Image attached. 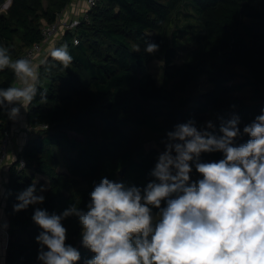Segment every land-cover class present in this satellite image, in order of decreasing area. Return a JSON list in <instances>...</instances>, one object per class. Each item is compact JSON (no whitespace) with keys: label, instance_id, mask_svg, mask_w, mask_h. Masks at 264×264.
Returning a JSON list of instances; mask_svg holds the SVG:
<instances>
[{"label":"trees","instance_id":"1","mask_svg":"<svg viewBox=\"0 0 264 264\" xmlns=\"http://www.w3.org/2000/svg\"><path fill=\"white\" fill-rule=\"evenodd\" d=\"M6 1L0 0V8ZM72 2L12 0L0 10V46L13 60L21 58ZM190 4L199 9L203 28L198 50L178 64L179 35L172 28ZM85 14L73 16L79 24L55 46L67 44L73 57L68 68L52 60V48L39 68L38 92L27 113L32 131L21 153L26 166L18 170V162L13 163L6 183L11 193L4 201L6 264H40L35 238L42 229L32 220L35 208L60 214L76 203L86 210L94 183L104 177L143 189L154 179L150 172L161 152L150 143L166 140L180 111L183 123L193 119L200 128L212 121L219 134V117L238 115L243 133L264 109V0H97ZM147 42L159 45L158 51L145 52ZM158 55L164 60L163 83L151 67ZM203 79L209 84L205 90L200 89ZM14 81L11 69L0 71V88ZM42 91L46 103H40ZM10 123L0 110V144ZM248 139L241 135L234 144ZM64 146L73 154L60 157L57 150ZM222 158L221 152L202 153L200 161ZM192 169L191 180L201 179L194 164ZM33 183L44 203L14 212L17 194ZM158 211L153 208V215ZM62 223L66 244L80 252L76 264H85L94 254L82 245L78 218Z\"/></svg>","mask_w":264,"mask_h":264},{"label":"clouds","instance_id":"2","mask_svg":"<svg viewBox=\"0 0 264 264\" xmlns=\"http://www.w3.org/2000/svg\"><path fill=\"white\" fill-rule=\"evenodd\" d=\"M159 45L147 42L152 54ZM136 51L140 48L137 46ZM64 68L73 62L67 44L50 50ZM47 60H13L0 46V71L11 69L15 81L0 88V110L15 121L38 92L39 68ZM40 103H46L42 91ZM219 134L212 121L198 128L195 120L166 133L165 147L141 189L104 177L94 183L86 210L76 203L62 213L35 208L33 222L42 229L35 238L40 264H76L80 252L66 244L62 221L75 216L83 247L94 255L85 264H264V109L243 128L240 117H219ZM241 135L247 142L235 146ZM223 153L218 161L201 162L202 153ZM202 177L192 181V165ZM39 191H46L41 186ZM11 195L0 183V236L8 227L2 201ZM14 212L44 203L36 184L16 196ZM162 201L166 202L161 207ZM158 209L156 216L152 209ZM5 253L0 249V264Z\"/></svg>","mask_w":264,"mask_h":264},{"label":"rangeland","instance_id":"3","mask_svg":"<svg viewBox=\"0 0 264 264\" xmlns=\"http://www.w3.org/2000/svg\"><path fill=\"white\" fill-rule=\"evenodd\" d=\"M6 8H7L6 6H2L0 10H4ZM198 11L199 9L197 10V7L190 4L184 7L180 11V13L177 14L176 16V20L173 24L172 32H174L176 35H179L178 41L176 43V45L178 46L177 48H179V56L177 59L178 64L182 63V61L185 59L189 61L191 59V55L198 50L199 45H198L197 37L203 28L201 23V17ZM61 41H62V37H59L58 39L55 40V44ZM151 67L158 83H163L164 60L162 56L159 55L156 56V58L151 64ZM207 88H209V84H207L205 79H203L202 87L200 89L205 90ZM150 146L159 148L161 152L164 150L165 147L164 143H159V142L157 143L155 141H151ZM57 154L60 157H63L65 155L73 154V151H71L68 147L64 146L61 149L57 150ZM192 173L193 170L190 174Z\"/></svg>","mask_w":264,"mask_h":264},{"label":"built area","instance_id":"4","mask_svg":"<svg viewBox=\"0 0 264 264\" xmlns=\"http://www.w3.org/2000/svg\"><path fill=\"white\" fill-rule=\"evenodd\" d=\"M88 8H92L97 0H86ZM63 11L58 15V18L53 23H47L42 30V39L40 41L35 42L31 47H29L26 52L21 56V58H30L34 63H36L39 57L42 54L48 52L51 48H55V40L59 37H62L63 33L68 30L74 29L79 24V19L73 17L70 11ZM86 13V12H85ZM86 14H84L85 16ZM75 43H78V39H75ZM11 139V132L7 131L5 137L3 138L0 144V183L2 179V173L9 162L10 159V149L9 143ZM23 149L19 152L17 156L18 162V170L25 168L26 160L24 156L21 154ZM5 238V243L3 247L0 249L7 251V245L9 240V231L8 227L6 232L2 235ZM3 264H6V261H3Z\"/></svg>","mask_w":264,"mask_h":264},{"label":"crops","instance_id":"5","mask_svg":"<svg viewBox=\"0 0 264 264\" xmlns=\"http://www.w3.org/2000/svg\"><path fill=\"white\" fill-rule=\"evenodd\" d=\"M87 10H88V6L86 0H73L71 5L69 6V10L67 11L72 12V15L77 17V16H81L82 14L84 15ZM46 55L47 54H42L36 63L39 64V61L43 60ZM27 113H28V109L25 110L21 108L19 117L15 121L11 120L10 123V131H11V139L9 143L10 159L2 173V179H1V183L3 184L5 190H6V183L10 175L11 165L17 161V156L19 152L22 149H24L31 135L32 130L30 129L28 124ZM4 201L5 199L2 201L3 216L4 219L7 221V224H9L8 218L4 211V204H5ZM4 243H5V238H3V236H0V246L3 247ZM3 252L5 253L4 260L6 261V251L3 250Z\"/></svg>","mask_w":264,"mask_h":264},{"label":"water","instance_id":"6","mask_svg":"<svg viewBox=\"0 0 264 264\" xmlns=\"http://www.w3.org/2000/svg\"><path fill=\"white\" fill-rule=\"evenodd\" d=\"M12 1V0H11ZM11 4V3H10ZM10 4H7V2L4 4L7 8L10 6ZM3 5V6H4ZM180 123H183V120H182V112L180 111L178 113V117H177V122H176V125L177 124H180ZM126 170V167H124L123 169L120 170V174H123Z\"/></svg>","mask_w":264,"mask_h":264},{"label":"bare ground","instance_id":"7","mask_svg":"<svg viewBox=\"0 0 264 264\" xmlns=\"http://www.w3.org/2000/svg\"><path fill=\"white\" fill-rule=\"evenodd\" d=\"M7 2V4H10L11 3V1L8 3V0L6 1ZM5 6V5H4Z\"/></svg>","mask_w":264,"mask_h":264}]
</instances>
